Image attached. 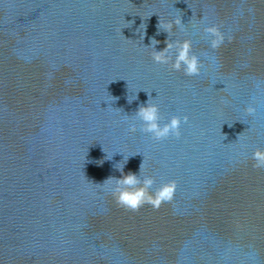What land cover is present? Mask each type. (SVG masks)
Returning a JSON list of instances; mask_svg holds the SVG:
<instances>
[{
    "label": "water",
    "instance_id": "water-1",
    "mask_svg": "<svg viewBox=\"0 0 264 264\" xmlns=\"http://www.w3.org/2000/svg\"><path fill=\"white\" fill-rule=\"evenodd\" d=\"M153 38L190 39L200 74L155 63ZM149 96L189 117L180 139L128 130ZM257 148L264 0H0V264H264ZM143 160L174 198L128 210L103 183Z\"/></svg>",
    "mask_w": 264,
    "mask_h": 264
},
{
    "label": "clouds",
    "instance_id": "clouds-1",
    "mask_svg": "<svg viewBox=\"0 0 264 264\" xmlns=\"http://www.w3.org/2000/svg\"><path fill=\"white\" fill-rule=\"evenodd\" d=\"M131 23H134V21L127 24L130 25ZM158 28L167 32L170 36L174 34L176 29L184 31L185 24L182 22V17H175L163 24L159 20ZM204 31L212 37L211 47L213 49L219 48L224 42L225 37L217 26H205ZM143 38L142 35L141 39ZM158 43L160 42L153 38L151 46H145L152 50L150 55L155 63L168 65L176 71L183 70L188 76L200 74L203 65L199 57L192 52V41L190 39H168L166 42L167 46L159 51L156 50ZM137 98L136 95L134 99ZM132 100L129 99V103ZM151 101L152 98L149 96L146 105L142 104L134 115L125 116V119L129 122L128 130L133 133L137 130L142 131L150 134L156 140H164L169 137L180 139L183 135L182 128L189 123V117L187 115H173L167 122L162 123L164 117L161 114L160 107ZM247 111L252 114L256 111V108L249 106ZM252 159L255 161L253 167L264 169V149L257 148L252 154ZM126 162L121 167H117L120 163L116 165V168L122 173V178L110 177L103 183L110 185L109 191L117 204L125 209L137 211L144 204H149L158 209L163 203L173 200L176 191V183L174 181L161 185L153 192V185L156 182L155 178L148 174H141L144 168V160L140 166L139 174L132 172L123 174Z\"/></svg>",
    "mask_w": 264,
    "mask_h": 264
}]
</instances>
